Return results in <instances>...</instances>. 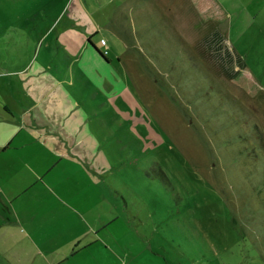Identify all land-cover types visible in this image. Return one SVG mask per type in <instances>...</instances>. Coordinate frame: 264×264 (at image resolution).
Listing matches in <instances>:
<instances>
[{
	"label": "rangeland",
	"instance_id": "374dc122",
	"mask_svg": "<svg viewBox=\"0 0 264 264\" xmlns=\"http://www.w3.org/2000/svg\"><path fill=\"white\" fill-rule=\"evenodd\" d=\"M225 26L203 20L194 0H0V86L15 89L21 133L48 134L36 121L51 116L26 109L33 101L29 80L16 75V61L36 59L73 84L65 87L68 102L83 109L86 133L113 167L100 180L91 173L102 194L108 184L116 190L110 205L100 197L93 214H117L100 235L114 232L111 247L131 251L123 262L264 264V94L249 97L225 71V51L251 66L261 64L262 51L257 41L227 38ZM90 35L110 62L87 43ZM86 51L109 77L105 91L75 75L80 65L92 71L79 56ZM53 82L44 79L43 87ZM88 86L91 94L71 90ZM72 146L79 148L78 140ZM15 171L16 182L25 183L31 169ZM50 175L48 183L57 176L74 183L57 171ZM43 191L33 189L11 210L21 215L26 203L28 212H38ZM3 225L0 264L42 262L25 225Z\"/></svg>",
	"mask_w": 264,
	"mask_h": 264
},
{
	"label": "crops",
	"instance_id": "0c3cea01",
	"mask_svg": "<svg viewBox=\"0 0 264 264\" xmlns=\"http://www.w3.org/2000/svg\"><path fill=\"white\" fill-rule=\"evenodd\" d=\"M216 1L226 14V18L221 21L226 23L225 28L222 27L223 34L230 40L235 39L237 43L257 41L262 51L259 62L261 64L253 66L245 60L243 62L242 57L236 55L233 58L225 51L227 56L225 71L228 72L229 78H233L243 72L245 67L247 74H251L260 85L255 92V97L261 93L264 94V0H260L259 3L253 0ZM213 47L215 51H220L218 48L220 45L216 41ZM84 54L79 56L88 63L89 67H92V71L80 65L75 69L76 77L78 76L77 78L86 84L92 83L97 91H100V88L105 91V85L110 83L106 72H102L104 67L96 62L93 53L86 51ZM16 63V75L22 80H29L28 92L33 98L26 109L29 108L32 115L36 117L38 108L39 116H51L53 123L50 119L36 121L39 125L46 124L48 134L40 135L36 132L33 135L22 134V125L16 121L15 89L0 86V226H5L4 223L25 225L28 228L25 239H32L34 245L40 249V254L44 255L42 262L38 264H133L128 261L123 262L131 251L128 253V250L123 249L124 253L118 252L116 248L111 247V243H108L107 240L113 239L114 232H108L106 236L100 235L108 231L118 217L113 210L102 212L99 216L93 212L95 207H98L100 197L101 202L104 201L110 205V194L116 190L113 186L111 189V185L108 184L110 186L107 189L108 194H102L99 185L93 182L91 173L98 176L100 180V172L111 174L113 167L104 152L100 150L99 141L94 135L86 133L83 109L75 102H68L69 95L65 87L73 86V84L68 79L63 80V74L59 77V75L53 76L47 73L36 59H30L25 63L16 61ZM3 74L0 70V79L4 77ZM13 76L14 74L10 77ZM44 79L53 80L54 86L44 88ZM98 82L102 86H99ZM71 90L76 97L78 93L91 94L89 86ZM42 93L49 94L48 98L37 97V95H43ZM67 132L77 137H72ZM77 140L79 148L74 150L72 143H77ZM85 146L88 151L83 149ZM31 159L32 165L29 162ZM64 160L71 165L70 168L67 162L65 168L58 166L63 164ZM74 164L76 166H73ZM23 167L31 169L30 176L25 183L16 182L15 170H21ZM55 171L68 176L73 180V185L67 184L68 181L65 178L58 180V176L54 182L48 183L49 175ZM37 187L44 189L39 194L44 200L41 201V209L38 212H28L31 210H26V203L21 205L23 207L21 215L16 212V208L11 210L20 197ZM71 211L74 214L77 212V215L71 214ZM7 233L11 234L9 230ZM8 238L13 242V236ZM36 240L42 245L36 243ZM101 240L102 246H99L98 243Z\"/></svg>",
	"mask_w": 264,
	"mask_h": 264
},
{
	"label": "trees",
	"instance_id": "16d2710c",
	"mask_svg": "<svg viewBox=\"0 0 264 264\" xmlns=\"http://www.w3.org/2000/svg\"><path fill=\"white\" fill-rule=\"evenodd\" d=\"M207 2V3H206ZM196 7L199 9L202 19L206 20L210 18L211 21L221 22L226 18V14L216 0H194ZM91 37L87 38V43L90 44L96 51V53L106 62H109L106 53L100 50L91 40ZM246 70V71H245ZM247 69L244 67L243 72L238 73L230 81L240 87L243 92L249 97L255 96V92L260 88L258 81L251 75L247 74ZM264 87V86H263Z\"/></svg>",
	"mask_w": 264,
	"mask_h": 264
},
{
	"label": "built area",
	"instance_id": "2783aa9c",
	"mask_svg": "<svg viewBox=\"0 0 264 264\" xmlns=\"http://www.w3.org/2000/svg\"><path fill=\"white\" fill-rule=\"evenodd\" d=\"M100 43L104 44V40H103V39H101V42H100ZM104 52L106 53V50H105Z\"/></svg>",
	"mask_w": 264,
	"mask_h": 264
}]
</instances>
